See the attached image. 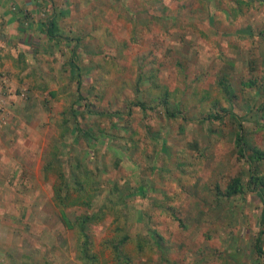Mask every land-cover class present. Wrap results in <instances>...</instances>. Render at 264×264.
Wrapping results in <instances>:
<instances>
[{
	"label": "rangeland",
	"instance_id": "rangeland-1",
	"mask_svg": "<svg viewBox=\"0 0 264 264\" xmlns=\"http://www.w3.org/2000/svg\"><path fill=\"white\" fill-rule=\"evenodd\" d=\"M75 1L60 2L79 17L63 26L73 29L77 76L44 98L46 121L30 142L41 147L46 201L31 217H0L6 255L13 264L263 262L260 201L249 190L222 194L231 178L247 180L236 132L264 153V0H78L76 12ZM66 47L55 51L60 70ZM173 106L178 116L167 118ZM62 183L74 202L61 209L68 227L56 206ZM90 214L99 220L86 226V261L75 218Z\"/></svg>",
	"mask_w": 264,
	"mask_h": 264
},
{
	"label": "crops",
	"instance_id": "crops-1",
	"mask_svg": "<svg viewBox=\"0 0 264 264\" xmlns=\"http://www.w3.org/2000/svg\"><path fill=\"white\" fill-rule=\"evenodd\" d=\"M60 1L0 0V70L7 73L12 89L18 90L21 85H25L27 95L31 91V100L24 104L15 96L8 98L7 121L0 126V162L4 161L7 156L5 150H8L9 159L15 164H12L11 176H1L0 173L1 218L31 217L32 212L41 210L42 203L46 201V189L41 186L40 179L41 147L31 144V139L35 129L41 128V119L42 122L46 121V115L41 112L44 98L48 100L54 94L58 98L59 92L54 91L76 74L72 64L77 55L73 50L76 46L71 37L73 29L69 28V34H64L63 26L65 18L71 27L79 17L74 19V12L71 13L68 5H62ZM77 2L70 5L75 12L78 9ZM64 46L69 49L66 61L68 68L60 70L55 51H61ZM85 51L92 53L93 48L87 50L86 47ZM35 89L44 92H36ZM34 119H39L37 124L29 122ZM45 144L44 140L43 146ZM25 152L26 159L23 160ZM37 187L42 188L39 190ZM0 226V235L3 234L0 238V264H13L10 253L7 256L2 249L9 237V227H5V224Z\"/></svg>",
	"mask_w": 264,
	"mask_h": 264
},
{
	"label": "trees",
	"instance_id": "trees-1",
	"mask_svg": "<svg viewBox=\"0 0 264 264\" xmlns=\"http://www.w3.org/2000/svg\"><path fill=\"white\" fill-rule=\"evenodd\" d=\"M74 68H75V71L77 72V68L76 67H74ZM164 95H166V94H164ZM161 104H162V108L165 109L167 104L164 102H161ZM132 105L136 106V107L138 106V108H140V105H142V103L132 102ZM145 108L143 109V112L147 109V108L146 109ZM148 110L151 111V107L148 108ZM88 112H92V111H88ZM98 113H101V112H99V111L95 112L96 115H98ZM164 113H165V116L167 118L168 117L174 118V117L178 116V111L175 110L174 106L172 109H170L169 111H165ZM110 114L114 115L116 118L120 115L119 112H117V111L115 113H110ZM125 114L129 115V111L126 112ZM212 116H214V115H212ZM210 117H211V115L207 114V118H210ZM82 133L86 134L85 132H82ZM87 134L90 136V133H87ZM233 146H234V149H235L237 156L244 159L245 162L248 164L247 180L244 183H242L240 177L231 178L229 183L226 185V188H225L222 196L226 197V198H229V197L231 198L235 195L243 194L244 191H246V190H249L250 192L255 193L256 197L258 198V200L260 201V203L262 205V209L260 212V225L264 226V172L260 173L258 170L254 169L255 164H258V163H261L262 161H264V153L263 152L261 153V151H259L258 149L254 148V147H248V145L244 139V136L240 131L235 133V137L233 140ZM244 150L249 151V154L245 155ZM251 164H253L252 167H251ZM68 188H69L68 183H62L61 186L58 185L57 189L54 190L55 193H59L61 190H65V193H64L65 195L61 196V198H59V196L56 195V199H57L56 206L60 211L61 221H63V223L67 227L69 226V224H68L67 218L65 217V215L61 209L68 206V204L73 205V203H74L71 200H69V197H68L69 189ZM76 202L77 201H75V203ZM82 204H84L86 206L88 205L87 202L82 203ZM98 220H99V217H97L95 214L87 215L83 219L75 218V222L78 226L77 227L78 231L81 233V235L83 237V249L81 252L82 258L86 261H91L94 259L93 255H92V257L87 256V248H88V244H89V238H88V235L86 233V226L90 223H95ZM261 232L262 231H260V233ZM116 252H117V249H116ZM254 254L264 258V251H262L261 246L258 244V238L255 239ZM256 264H264V261L258 262Z\"/></svg>",
	"mask_w": 264,
	"mask_h": 264
},
{
	"label": "built area",
	"instance_id": "built-area-1",
	"mask_svg": "<svg viewBox=\"0 0 264 264\" xmlns=\"http://www.w3.org/2000/svg\"><path fill=\"white\" fill-rule=\"evenodd\" d=\"M11 96L23 100L27 96V89L25 85H21L18 90L12 89L7 73L0 70V126L5 125L7 121L8 98Z\"/></svg>",
	"mask_w": 264,
	"mask_h": 264
}]
</instances>
